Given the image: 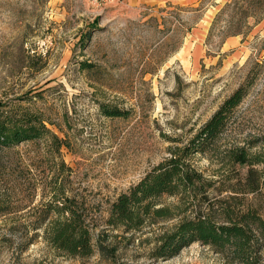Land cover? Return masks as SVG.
I'll use <instances>...</instances> for the list:
<instances>
[{
    "label": "rangeland",
    "instance_id": "1",
    "mask_svg": "<svg viewBox=\"0 0 264 264\" xmlns=\"http://www.w3.org/2000/svg\"><path fill=\"white\" fill-rule=\"evenodd\" d=\"M248 80L225 132L188 161L212 202L264 217V0H0V105L39 113L62 143L58 153L50 139L21 145L9 166L0 157V204L11 209L0 216V264H230L200 243L152 256L189 216L177 197L156 202L174 218L140 230L106 221ZM103 105L127 115L106 117ZM241 150L247 164L232 157ZM60 190L84 207L90 256L54 248L39 226Z\"/></svg>",
    "mask_w": 264,
    "mask_h": 264
},
{
    "label": "trees",
    "instance_id": "2",
    "mask_svg": "<svg viewBox=\"0 0 264 264\" xmlns=\"http://www.w3.org/2000/svg\"><path fill=\"white\" fill-rule=\"evenodd\" d=\"M259 22V20L257 21ZM89 33L83 36V40ZM250 87L249 80L238 87L214 112L210 119L169 157L149 170L143 178L110 204L106 224L124 228L125 232L140 230L157 220L174 218L170 209L157 207L163 196L177 197L181 213H188L170 231L164 233L152 252L155 259L168 260L193 243L210 247L230 264H262L264 250V217L256 211H235L224 201L208 198L210 184L189 163V157L205 154L225 132L230 116L241 104ZM106 117H125V111L103 105ZM50 139L58 153L62 146L45 125L39 113L0 105V157L5 166L18 153L21 145ZM237 163L247 164L246 152H233ZM0 159V160H1ZM1 162V161H0ZM2 164V162H1ZM53 191L38 216L39 226H46L45 238L54 248L73 257H87L93 253L90 229L84 207L63 190ZM8 203L0 204V216L10 212ZM221 219V221H220Z\"/></svg>",
    "mask_w": 264,
    "mask_h": 264
},
{
    "label": "built area",
    "instance_id": "3",
    "mask_svg": "<svg viewBox=\"0 0 264 264\" xmlns=\"http://www.w3.org/2000/svg\"><path fill=\"white\" fill-rule=\"evenodd\" d=\"M109 1H112V0H92V2L95 4V5H100L102 3H106V2H109Z\"/></svg>",
    "mask_w": 264,
    "mask_h": 264
}]
</instances>
